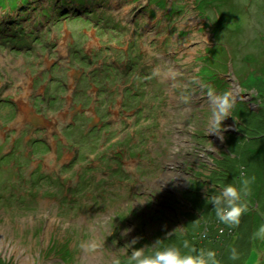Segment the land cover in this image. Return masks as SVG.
I'll return each mask as SVG.
<instances>
[{"label":"rangeland","instance_id":"obj_1","mask_svg":"<svg viewBox=\"0 0 264 264\" xmlns=\"http://www.w3.org/2000/svg\"><path fill=\"white\" fill-rule=\"evenodd\" d=\"M259 84L264 0H0V262L109 264L186 231L239 122L207 133L206 91L251 117ZM220 231L238 253L237 225ZM239 264H264V239Z\"/></svg>","mask_w":264,"mask_h":264},{"label":"trees","instance_id":"obj_2","mask_svg":"<svg viewBox=\"0 0 264 264\" xmlns=\"http://www.w3.org/2000/svg\"><path fill=\"white\" fill-rule=\"evenodd\" d=\"M258 76L262 77L261 74L256 75V77ZM258 78L255 80L257 81ZM256 89L258 91V96L260 98L262 97L263 106L258 112L250 111V113L253 114L251 117H248L249 115L244 116L243 114L244 111L249 110L243 102L240 101V104H234L233 115L237 116L239 122L237 123V128L227 136L228 139L226 140V144L230 153L229 155L226 153L221 158H217L216 161L214 160V162H216L215 166L217 167L213 168L207 176L216 187L225 183L238 181L241 172H243L244 177L248 178L250 181V190L245 196L247 208L241 214L240 222L236 224L239 234V245L237 247L239 248L238 257L232 259L229 255L231 250H228L225 254L218 253L219 249L223 250L222 241L227 238L220 229H223L224 226L229 228L232 227V225H226L215 217L214 204L207 200V198L201 196L199 190L201 187H198V190H195L196 187L192 190L194 191L192 192L193 203L196 204L195 206L198 210L196 209V213L190 211L185 213L187 217L185 227L187 230H177L169 234L157 232L153 236L155 240L159 237L162 243L174 242L180 244L184 239H187L189 244L194 245L196 249L208 247L215 249L220 259V264H239V260L244 251L247 250L254 239L252 230H250L251 224L254 223L253 214L256 212L257 214L260 212L263 213L262 211H264V178H261L260 173V171L264 172V85L259 84V87ZM256 126L261 127V129ZM242 164L244 167L241 166ZM217 178L222 182V184L218 182V186ZM216 191H218V188H212L207 194ZM207 202L210 203V205L207 204L208 207L205 208ZM192 206L195 208L194 205ZM198 213H200L201 216ZM201 220H203L202 223ZM205 221L206 223H204Z\"/></svg>","mask_w":264,"mask_h":264},{"label":"clouds","instance_id":"obj_3","mask_svg":"<svg viewBox=\"0 0 264 264\" xmlns=\"http://www.w3.org/2000/svg\"><path fill=\"white\" fill-rule=\"evenodd\" d=\"M209 115L206 125V132L215 133L223 137L222 130L227 126L223 124L224 119L231 114L235 104V96L230 90L214 91L209 87L206 91ZM249 179L240 173V179L236 182L225 183L219 187L218 191L207 195V200L213 202L215 217L226 225H235L240 222L241 214L247 208L245 196L249 192ZM144 202L137 199L136 202ZM130 228H125L121 236L126 235ZM253 238L264 239V222H261L252 232ZM138 236L132 237L124 244V251L109 260V264H220L215 249L200 248L196 249L190 245L187 239L180 244L169 242L162 243L159 237L151 246L133 247ZM85 245H82V247ZM94 248L95 243L87 245ZM129 249H131L129 251ZM232 259L238 257L235 248L230 253Z\"/></svg>","mask_w":264,"mask_h":264},{"label":"bare ground","instance_id":"obj_4","mask_svg":"<svg viewBox=\"0 0 264 264\" xmlns=\"http://www.w3.org/2000/svg\"><path fill=\"white\" fill-rule=\"evenodd\" d=\"M84 30V29H83ZM80 60V59H79ZM68 137H70V135H68Z\"/></svg>","mask_w":264,"mask_h":264}]
</instances>
